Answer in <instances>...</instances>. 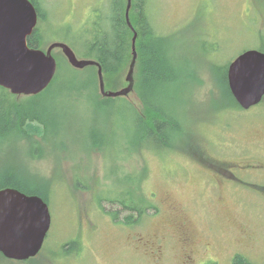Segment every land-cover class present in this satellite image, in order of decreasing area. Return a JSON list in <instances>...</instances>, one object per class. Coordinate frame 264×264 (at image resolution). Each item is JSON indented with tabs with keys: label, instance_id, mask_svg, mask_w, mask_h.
<instances>
[{
	"label": "rangeland",
	"instance_id": "obj_1",
	"mask_svg": "<svg viewBox=\"0 0 264 264\" xmlns=\"http://www.w3.org/2000/svg\"><path fill=\"white\" fill-rule=\"evenodd\" d=\"M37 3L44 16L37 25L41 50L61 43L83 59L73 42L93 18L106 25L108 0ZM148 14L157 33L172 36L170 53L180 75L161 105L181 125L173 148L147 150L145 141L137 147L125 104L139 108L133 91L106 105L98 101V87L80 95L62 89L66 77L83 75L54 49L52 55L62 57L56 84L29 114L52 127L43 140L0 137V174L10 168L48 185L50 228L33 262L0 257V264H183L180 244L169 237L181 229L197 243L194 264H231L237 254L264 264V101L235 108L212 68L263 45L264 0H149ZM209 45L217 52L210 53ZM127 71L113 91L126 86ZM6 97L13 108L31 101ZM140 167L146 169L142 194L157 212L149 208L139 225L126 227L111 220L105 201L124 188L125 172ZM155 232L162 236L161 257L144 243ZM71 241L79 252L64 254Z\"/></svg>",
	"mask_w": 264,
	"mask_h": 264
},
{
	"label": "trees",
	"instance_id": "obj_2",
	"mask_svg": "<svg viewBox=\"0 0 264 264\" xmlns=\"http://www.w3.org/2000/svg\"><path fill=\"white\" fill-rule=\"evenodd\" d=\"M30 2L37 14L44 20L37 0H30ZM148 4L149 0H131L128 17L133 32L136 34L133 92L138 99L139 108H134L126 102L125 104L130 107L135 124L137 147L145 141L147 150L163 149L169 151L173 148L174 140L181 134V125L175 116L166 109L164 110L161 105L169 99V93L175 91L176 87L179 86L180 75L177 66L174 64V57L170 53L172 36H163L155 31L149 18ZM125 8L126 0H108L107 15L104 18L106 25L100 19L93 18L86 29L79 30L81 34L73 42L74 46H77L81 51L83 59L93 60L99 65L105 89L107 88L110 91L117 90L121 75L127 70L132 58L131 39L133 32L127 27L124 16ZM69 30V28L64 29V34L70 33ZM27 45L29 48L42 49V38L38 30L27 39ZM208 48L212 54L217 52L216 47L212 45H209ZM256 50L264 53V42ZM53 57L56 60L57 67L62 68V57ZM230 62L228 61L224 65H216V67L213 66V70L216 71V77L214 76V78L220 77L221 85L229 100L235 108L241 110L231 96L226 82V70ZM210 70L209 68L208 71L212 74ZM74 71L82 74L83 78H79V81L78 78L75 77L74 79L72 77L68 81V77H66L62 82V89L76 91L78 95L85 87L91 86L97 90V69L95 67ZM57 75L58 71H56L50 85L42 93L29 98L31 101L23 105V107L26 106L25 108L20 106L13 108V105L9 107L10 101L5 100V95L0 94V137L15 134L20 139L33 140L32 138L36 137L43 140L46 130L52 126L41 118H37L34 114V117L29 114L32 108H39L38 106L41 105L39 98L50 92L52 86L56 84ZM0 91L3 92L2 88H0ZM98 99L99 103L106 105L114 100L102 98L100 95ZM35 143L37 144L36 141ZM32 149L33 147L30 150ZM131 153L138 154L137 152ZM34 157L35 155L31 151V158ZM140 168L136 169L137 171L134 173L128 172L127 176L125 172L123 178L124 188L105 201L112 208H110L109 213L111 220L118 221L126 227L139 225L149 208L154 213L157 212V208L148 203L147 198L142 194V182L146 175V169L144 167ZM117 171L119 170L117 169ZM123 173L124 171H122ZM31 176L32 174L28 173L24 175L17 174L13 169L8 168L0 174V190L6 188L16 189L26 195L38 196L46 203L48 185L42 184L34 176ZM100 207L102 209V206ZM72 249H74V252L71 251ZM61 251L64 254L79 252L73 241L63 246ZM0 257L3 258L1 255ZM34 260L35 258L29 259L27 262H33ZM208 264L216 263L210 262ZM231 264L252 263L244 256L237 254L233 257Z\"/></svg>",
	"mask_w": 264,
	"mask_h": 264
},
{
	"label": "water",
	"instance_id": "obj_3",
	"mask_svg": "<svg viewBox=\"0 0 264 264\" xmlns=\"http://www.w3.org/2000/svg\"><path fill=\"white\" fill-rule=\"evenodd\" d=\"M131 0H126L125 21L129 22ZM37 15L29 0H0V87L14 96H36L51 83L57 69L52 56L60 49L75 70L97 69L102 98H126L133 91L136 60L135 40L131 39V62L125 76L126 86L106 91L99 65L93 60L77 59L65 44L52 43L45 51L29 48L27 38L35 29ZM226 82L231 96L242 110L257 106L264 98V53L245 50L227 66ZM50 228L46 203L38 196L16 189L0 190V254L8 260L27 261L41 250Z\"/></svg>",
	"mask_w": 264,
	"mask_h": 264
},
{
	"label": "flooded vegetation",
	"instance_id": "obj_4",
	"mask_svg": "<svg viewBox=\"0 0 264 264\" xmlns=\"http://www.w3.org/2000/svg\"><path fill=\"white\" fill-rule=\"evenodd\" d=\"M36 15H37L36 27H35L34 31L32 32V34L29 37H31L34 34V32L36 30H38L37 25H38L39 22L42 21L41 16L39 14H37V12H36ZM42 51H45V50H42ZM2 90H3V92H2L1 95H5V98L7 99V101H10V100L6 96H9L11 98L20 97V96H13V95H11L5 89H2ZM180 223L181 224H184L182 221H180ZM179 232H180V235H178L177 237L174 234H173L174 236L171 234V235H169V237L176 238L177 243L180 244V248L182 250V257H183L184 260L187 259L184 263L194 264L195 257L198 256V254L196 253V248H195V245H197V243H195L193 241V239H192L193 236H192V234H191V232L189 230L181 229V230H179ZM160 238H162V236L158 232H155V233L151 234L149 236V238H145L144 237V243L146 244L145 246L148 247V251L152 254V256L154 255L153 252H157L159 256L161 255V252H163V246L161 244V241H159ZM203 244H204L203 245L204 247L206 245L208 246L207 243H203ZM208 263L209 262H207V264Z\"/></svg>",
	"mask_w": 264,
	"mask_h": 264
},
{
	"label": "bare ground",
	"instance_id": "obj_5",
	"mask_svg": "<svg viewBox=\"0 0 264 264\" xmlns=\"http://www.w3.org/2000/svg\"><path fill=\"white\" fill-rule=\"evenodd\" d=\"M30 3H31V2H30ZM42 247H43V246H42ZM41 250H42V248H41ZM41 250H40V251H41Z\"/></svg>",
	"mask_w": 264,
	"mask_h": 264
}]
</instances>
